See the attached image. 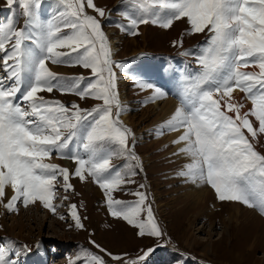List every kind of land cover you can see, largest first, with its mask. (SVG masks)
Returning a JSON list of instances; mask_svg holds the SVG:
<instances>
[{
	"label": "snow or ice",
	"instance_id": "snow-or-ice-1",
	"mask_svg": "<svg viewBox=\"0 0 264 264\" xmlns=\"http://www.w3.org/2000/svg\"><path fill=\"white\" fill-rule=\"evenodd\" d=\"M6 2L10 9L22 10L25 19L19 28L15 13L0 22V206L18 212V204L27 208L39 202L55 214L59 207L53 204L57 183L62 178L64 190L71 191L75 176L98 184L109 213L136 227L138 235L163 236L146 193H132L138 197L134 202L114 195L123 191L125 184L135 183L131 177L138 174L137 167L142 171V162L134 151L135 134L121 120L127 108L120 100L114 68L123 70L125 65L112 58L101 19L87 11L105 18V10L94 0H55L57 11L44 17L43 0ZM125 2L138 6L135 13H125L128 24L119 25L130 35H139L142 24L167 30L175 22H186L189 35L206 33L198 54L182 53L196 55L200 71L182 77L180 105L157 132L162 135L166 130L183 129L173 141L183 147L173 155L191 157V163L178 173L185 182L206 184L218 201L239 202L264 215V154L257 151L264 141V0ZM178 44L182 46L183 40L173 41V46ZM59 64L89 69L91 75L62 76L50 67ZM250 65L259 71L242 70ZM136 86L152 90L151 101L167 95L162 86L140 78ZM235 89L244 93L251 107L233 97ZM54 90L101 103L84 109L78 103L69 106L42 95ZM54 153L72 160L74 171L47 162ZM120 158L129 161L124 168L113 163ZM70 215L77 229L85 227L75 204ZM153 251H143L130 264H145ZM106 254L118 264H129L119 255ZM11 255L0 247V264H19ZM77 261L107 264L103 257L87 251L69 264Z\"/></svg>",
	"mask_w": 264,
	"mask_h": 264
},
{
	"label": "rangeland",
	"instance_id": "rangeland-1",
	"mask_svg": "<svg viewBox=\"0 0 264 264\" xmlns=\"http://www.w3.org/2000/svg\"><path fill=\"white\" fill-rule=\"evenodd\" d=\"M94 3L104 10L110 7L113 9L112 12L109 11L108 19L101 21L106 35L111 31L113 34L110 37L118 41L117 55L115 54L113 59L129 60L139 53L144 54L147 59L154 54V63L143 59L145 62L137 66L136 70L131 66L138 61L135 59L123 62V70L114 68L120 84L119 93L121 90L127 108V122L124 124L135 134L134 151L142 162V171L137 167L138 174L131 177L135 183L125 184L124 190L114 195L121 201L134 202L138 197L132 193H146L147 202L151 203L156 222L164 235L159 238L147 235L141 237L136 227L109 213L104 191L98 184L91 179L82 182L73 176V190H64L62 178L56 185L53 204L59 207L55 214L39 202L27 208L18 204V212L0 208V247L8 250L12 254L11 258L19 263L26 261L27 254L39 256L38 251L41 249L42 260L37 264H69V261L76 260L78 255L83 257L85 251L103 257L107 264L118 262L112 260L106 252L119 255L130 264L143 255V251L151 248L154 251L145 264H264V215L260 214L258 209L232 202L239 207V214L234 215L229 206L231 202L218 201L210 186L211 193L204 198L205 202L199 205L194 203L193 197H185L183 179L178 175L185 166L179 161L178 155H173L176 152L168 143L170 132L166 130L160 138L155 139V131L160 126L156 124L158 113L149 100L148 93L151 90L142 91L136 86L137 78L156 85L150 69L157 67L162 72L163 66L165 71L177 76L176 78L172 74L175 90L179 93L183 88L181 76L194 75L200 71L196 55L182 53L192 51L198 54V46L204 45L207 39L206 33L189 35V25L186 22H175L167 30L153 24H142L139 26V35L133 36L123 31L119 25L128 24L125 13H135L138 11L137 5L121 0H94ZM56 11L55 1L43 0L41 12L44 17H49ZM87 11L100 19L93 10ZM21 12L18 7L10 9L6 0H0V22H3L2 17H5L6 21L15 13L19 17L16 27H22L25 18ZM180 40H183L182 46H173V41ZM159 54L162 56L158 60L156 57ZM160 60L170 61L165 64L160 63ZM171 60L181 68V76L175 71V64ZM50 67L65 77L91 75L89 69L80 66L59 64ZM153 75L161 77L165 74L153 71ZM120 77L126 81H122ZM42 95L48 100H59L69 106L75 102L84 109H92L101 103L91 97L81 100L76 95L61 94L57 90ZM129 143H133L131 138ZM54 155L55 153L51 159ZM51 159L47 162L57 164L62 160L59 156ZM69 161L73 164L74 171L76 165L72 160ZM113 163L124 168L129 161L120 158L115 159ZM130 163L135 165L136 162ZM142 184L145 185L144 188L140 187ZM65 196L68 198L64 199ZM73 204L83 220V229L74 226L75 222L70 215ZM252 212L256 217L252 218L249 214ZM228 213H231L232 221L227 218ZM61 216L64 219H61ZM84 217L87 219H83ZM92 241H95V244ZM95 245H100L106 252H101ZM15 252H20V255H14ZM76 264L80 262L77 261Z\"/></svg>",
	"mask_w": 264,
	"mask_h": 264
},
{
	"label": "bare ground",
	"instance_id": "bare-ground-1",
	"mask_svg": "<svg viewBox=\"0 0 264 264\" xmlns=\"http://www.w3.org/2000/svg\"><path fill=\"white\" fill-rule=\"evenodd\" d=\"M111 34H113V33L111 31H109L107 37H108V40L110 42V45H111V48L113 51V57L112 58H114L116 51H117L116 44L118 43V41L114 38H111L110 37ZM242 70L243 71H259V69L253 65L249 66L248 68H244ZM154 77L156 79V85L162 86L163 90L166 91V93H167V95L163 98L156 99L154 101L150 100L151 106L158 113V118H157L156 124L158 123L159 126H161L167 119H169L171 117V115L175 112V109L180 105V99H179V95H178L179 93L175 90V79H174L175 76L173 77L172 74H165L164 76H161V77H160V75H154ZM120 78L122 79V81H124V82L126 81L123 77H120ZM119 95H120V100H121L122 104L125 105L124 95H123L121 90H120ZM148 95H149V97L152 95V90H151V92L148 93ZM233 97L237 100L243 101L246 105V108L251 107L250 101H246L244 99V93L239 92L238 89H235L233 91ZM121 117H122L123 122H127L126 111L122 114ZM159 128L160 127H158V129ZM157 130L155 131V139H158L162 136V135H158ZM169 132H170V136L168 137V143L170 145H172L174 152H178V149L180 147H183V144L177 145V144H174L173 141L178 138V136L183 132V129H181L180 132H175V131H169ZM258 149H260V150H258ZM257 150L259 152H261L262 154H264V141H262L260 144L257 145ZM178 159L180 162L183 163V166H185L188 163H191V157L186 156L184 154H178ZM54 161H55V159H54ZM57 164L60 165L61 167H67L70 169V171H73V168H74L73 164L67 159H62L61 162H59ZM181 178L183 179V180L182 179L181 180L183 181V185L185 186V189H184L185 197H187V196L193 197V201H194V203H196V205H199L200 203L205 202L204 198H206L211 193V191L209 190V186L206 184L197 186L195 184H192L191 182H185L186 181L185 177H181ZM182 181H181V185H182ZM190 184H191V186H190ZM7 191H8V197H11V195L13 194L11 189H8ZM233 204L231 202V205H229L230 210L233 212L234 215H237V214H239V207L237 205H233ZM223 206H226V205H223ZM0 208H3V207L0 206ZM249 214L252 215V218L256 217V216H254L255 214L253 212L249 213ZM227 218H230V219L232 218L231 213H230V215L228 213ZM232 220L233 219H231L230 221H232ZM207 247L209 248V245ZM38 254H39V256H37L35 254H27L26 255V261H22L19 264H37V262H41V260H42L40 257L41 249H40V252L38 251ZM42 254L45 255L44 252Z\"/></svg>",
	"mask_w": 264,
	"mask_h": 264
}]
</instances>
